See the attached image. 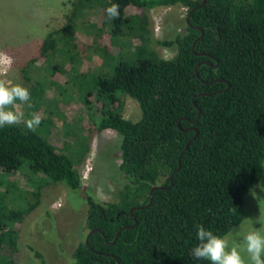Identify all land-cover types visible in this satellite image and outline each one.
<instances>
[{"label":"trees","instance_id":"trees-1","mask_svg":"<svg viewBox=\"0 0 264 264\" xmlns=\"http://www.w3.org/2000/svg\"><path fill=\"white\" fill-rule=\"evenodd\" d=\"M69 3L74 10L63 27L46 35L44 47L52 48L54 36L70 25L76 10L90 4L103 8L111 36L134 21L138 47L143 48L131 64L120 61L110 77L98 79L112 104L119 105L121 96L128 95L141 114L133 121L114 106L96 125L121 137L119 170L124 183L112 201L86 196V234L96 230L88 245L84 236L68 264H197L191 255L199 243L196 226L226 235L243 220L244 195L264 171V0H206L200 6L201 0ZM113 3L119 5L120 15L110 20L106 8ZM177 3L186 7V16L191 11L190 18L172 37L155 41L174 48V56L165 59L147 47L143 30L147 31L152 8ZM133 8L139 12L130 13ZM118 92L122 95H115ZM198 107L201 114L195 119ZM17 172L62 182L73 190L82 186L71 159L43 135L9 125L0 128V177ZM153 185L160 188L147 205ZM34 194L39 196L37 188ZM36 204L29 201L20 214ZM1 213L0 264H16L13 223L23 216H5L3 209ZM126 225L130 227L112 243ZM5 245L8 255L2 254Z\"/></svg>","mask_w":264,"mask_h":264},{"label":"rangeland","instance_id":"rangeland-1","mask_svg":"<svg viewBox=\"0 0 264 264\" xmlns=\"http://www.w3.org/2000/svg\"><path fill=\"white\" fill-rule=\"evenodd\" d=\"M69 2L0 0V54L13 58L5 78L27 87L31 95L29 102L16 103L26 118L32 113L43 117L36 132L71 159L82 183L79 190H73L62 182L51 183L27 172L0 177V214L3 209L5 216H23L19 222H12L17 230V249L13 253L16 264H42L32 247L47 264L71 263L76 247L86 235V196L112 201L124 183L119 170L121 137L115 130H98L96 125L114 106H119L122 116L133 121L141 114L135 99L118 92L115 95H122L120 104H112L111 97L98 84L99 78L113 74L120 61L131 64L141 56L143 45L138 47L139 29L134 21L123 24L119 35L111 36L103 8L96 10L88 4L79 7L70 25L54 36L52 48L42 45L49 32L66 23L74 10ZM129 12L139 10L133 8ZM186 13V7L179 3L152 8L147 31L143 30L148 34L147 47L165 59L174 56V48L155 41L181 30ZM3 66L0 63V68ZM18 125L25 127L23 123ZM261 185L264 171L244 195L243 220L226 235L250 228L264 232V226L255 224L258 216L264 217ZM35 188L39 196L34 194ZM29 201L37 204L28 213L20 214ZM2 254H10L8 246H3ZM197 264L210 262L198 260Z\"/></svg>","mask_w":264,"mask_h":264},{"label":"clouds","instance_id":"clouds-1","mask_svg":"<svg viewBox=\"0 0 264 264\" xmlns=\"http://www.w3.org/2000/svg\"><path fill=\"white\" fill-rule=\"evenodd\" d=\"M107 18L118 19L119 5L111 4L106 8ZM0 128L23 123L26 130L36 132L43 117L39 113H32L26 118L24 111L17 105V101L27 103L31 99L27 87L12 83L6 79L13 64V58L0 54ZM264 188V185H261ZM255 224L264 226V217L258 216ZM197 239L199 243L192 249L191 255L199 261H209L210 264H264V232L257 228H250L235 235H215L203 225H197Z\"/></svg>","mask_w":264,"mask_h":264},{"label":"water","instance_id":"water-1","mask_svg":"<svg viewBox=\"0 0 264 264\" xmlns=\"http://www.w3.org/2000/svg\"><path fill=\"white\" fill-rule=\"evenodd\" d=\"M205 1L206 0H201V3L199 4V6L200 5H202L203 3H205ZM190 13H191V11L187 14V16H186V21L187 22H189V18H190ZM201 30V29H200ZM203 34V32H202V30H201V34L200 35H202ZM197 40V39H196ZM195 40V41H196ZM198 66H199V64H197L196 65V67H195V72H196V75L198 76V74H197V68H198ZM200 114H201V110L199 109V107H198V113H197V116H196V118L195 119H197L199 116H200ZM187 145H188V143H187ZM187 145H186V147H187ZM179 167V166H178ZM178 169V168H177ZM177 169L175 170V171H177ZM172 175L173 174H171V183H172ZM158 188H160L159 186H157V185H153L152 187H151V189H150V192H149V202H148V204L147 205H149V204H151V202H152V192L155 190V189H158ZM135 207H133L132 209H131V212L133 211V209H134ZM136 224V221L134 222V224L133 225H135ZM132 226V225H131ZM128 227H130V226H123V227H121V228H119V230L116 232V234H115V236H114V239H113V241H112V243L113 242H115V240L117 239V237H118V235H119V233H120V231L122 230V229H124V228H128ZM96 229H92V230H90V231H88V233L86 234V237H85V243L88 245L89 244V237H90V235L95 231ZM91 249V248H90ZM117 264H119L118 263V261H117Z\"/></svg>","mask_w":264,"mask_h":264}]
</instances>
